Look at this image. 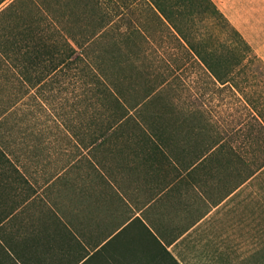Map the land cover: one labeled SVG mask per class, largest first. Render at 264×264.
<instances>
[{"label": "crops", "instance_id": "obj_1", "mask_svg": "<svg viewBox=\"0 0 264 264\" xmlns=\"http://www.w3.org/2000/svg\"><path fill=\"white\" fill-rule=\"evenodd\" d=\"M180 125H116L62 145L57 164L0 139V264H186L220 251L244 182Z\"/></svg>", "mask_w": 264, "mask_h": 264}, {"label": "rangeland", "instance_id": "obj_2", "mask_svg": "<svg viewBox=\"0 0 264 264\" xmlns=\"http://www.w3.org/2000/svg\"><path fill=\"white\" fill-rule=\"evenodd\" d=\"M51 1L62 2L65 8L83 18L90 13L84 10L85 7L92 6V0ZM118 1L122 0H108L114 5ZM214 1L261 57L238 67L235 80L243 84L249 95L260 94L264 107V0ZM142 2L145 0H133V4L129 2V8H118L119 14L123 15H113L118 20L127 17L135 25L142 23V29L134 28L126 42L120 39L119 31H115V42L111 44L118 56L114 72L119 70L128 75L131 90L126 96L130 101H144L140 109L132 111L131 119L135 121L142 117L145 120V115L158 114L162 123L188 124L190 120L186 117H192V110L194 115L197 114L194 119L204 124L197 126L194 133L199 141L198 148L216 144V160L223 162L224 177L229 176L228 180L233 183L241 171L244 173L246 168L264 162V122L256 118L244 92L234 82H214L204 65L191 56L181 60L171 58L170 55H183L185 43L175 30L168 29L154 13H149ZM191 7L180 12L182 19L192 18L194 24L190 22V25L198 35L207 39L218 36L217 46L226 48L225 34L211 26L214 16L202 12L198 6ZM183 20L182 26L187 27L189 24ZM121 22L118 28L124 29L125 23ZM145 35H154L155 41L149 44ZM151 50L164 55L163 60L155 62L150 58ZM69 81V78H63L56 82L53 91L47 92L50 97L46 100L39 92L35 93V88L21 97L12 117L10 114L9 123L12 124L0 125V139H4L12 151L22 154L36 151L39 156L45 155L57 164L62 145L90 138L82 124L88 120L80 101L82 89ZM180 127H189V124ZM137 133L132 136L145 138V132ZM215 141L223 143L222 151L219 150L221 144ZM231 157L232 163L229 162ZM230 209L228 242L224 239L223 243L215 244L220 251H209L197 258L190 254L186 264H264V173L244 182L239 195L231 200ZM209 249H212L211 245Z\"/></svg>", "mask_w": 264, "mask_h": 264}, {"label": "trees", "instance_id": "obj_3", "mask_svg": "<svg viewBox=\"0 0 264 264\" xmlns=\"http://www.w3.org/2000/svg\"><path fill=\"white\" fill-rule=\"evenodd\" d=\"M122 1L114 5L108 0H92V6L84 9L90 13L83 18L73 13L72 9L65 8L62 2L57 4L51 0H0V125L12 124L9 123L10 114L12 117L21 97L31 93L33 88L37 90L35 93L39 92L46 100L50 97L47 92L63 78H69V83H75L82 89L80 101L83 102L84 115L88 118L82 124L91 139L106 135L116 125L141 128L145 122L162 123L158 114L145 115V120L142 117L135 121L131 119L132 111L140 109L144 101H130L126 96L131 90L128 75L119 70L114 72L118 59L116 50L111 45L115 42L114 32L119 31L120 39L126 42L134 28L142 29V23L135 25L127 17L121 20L114 17L123 15L119 14L118 8L122 7L123 10L129 8L130 3L133 4V0ZM142 4L168 29L175 30L186 44L183 55H170L171 58L181 60L191 56L204 65L214 82H234L244 92L256 112V118L261 123L264 122L261 95H249L242 87L243 84L235 80L239 74L238 67L244 66V62L247 65L261 57L214 0H145ZM188 6H198L202 12L214 16L211 26L225 34L228 39L226 48L217 46L218 36L212 35L207 39L201 34L198 35L190 25L194 24L192 18H184L185 21L182 19L180 12ZM108 11L114 13L111 15ZM182 20L189 25L183 27ZM121 21L125 23L124 29L118 28L123 23ZM154 38V35H145L149 44L155 41ZM151 51L150 58L155 62L163 60L164 55ZM190 112L192 117H186L190 120L187 121L188 124L204 125L197 118L194 119L197 114L194 115L192 110ZM219 150L222 151V145ZM229 162H233L232 157ZM263 173L264 162L258 163L256 167H248L244 173L241 171L236 175V184L251 181ZM170 256L173 264H180L175 257Z\"/></svg>", "mask_w": 264, "mask_h": 264}]
</instances>
